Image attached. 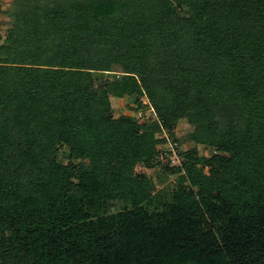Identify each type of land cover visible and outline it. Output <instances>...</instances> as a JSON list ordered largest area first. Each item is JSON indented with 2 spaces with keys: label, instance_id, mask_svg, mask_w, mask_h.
Returning <instances> with one entry per match:
<instances>
[{
  "label": "trees",
  "instance_id": "obj_1",
  "mask_svg": "<svg viewBox=\"0 0 264 264\" xmlns=\"http://www.w3.org/2000/svg\"><path fill=\"white\" fill-rule=\"evenodd\" d=\"M11 4L0 264H264V0Z\"/></svg>",
  "mask_w": 264,
  "mask_h": 264
},
{
  "label": "rangeland",
  "instance_id": "obj_2",
  "mask_svg": "<svg viewBox=\"0 0 264 264\" xmlns=\"http://www.w3.org/2000/svg\"><path fill=\"white\" fill-rule=\"evenodd\" d=\"M11 3H12V0H2V5H3L4 10H8L9 8H11V5H12ZM9 20H10L9 17L5 13L1 15V23H0L1 33L0 34H2L3 36L5 35L6 29L8 28ZM136 105L137 104L134 102L133 98L129 95L124 97L123 99L113 100V107H114V112L116 116L130 113L136 117V112H137L135 109L137 107ZM191 130H192V127L188 124L186 120H181L178 123L177 128H176L177 135L179 137L186 136ZM185 145H186L185 146L186 149L193 147V143H188ZM198 150L202 156H206L209 154L207 151H204L203 145H199ZM176 160H178V158H176ZM137 170L139 172L145 171L147 174H149L154 179V181L157 183L158 188L171 189L174 187L176 183L175 182L176 176L173 174L167 175L166 180L163 183H161L159 181L160 172L158 171V169L149 170V169H145L142 166H139Z\"/></svg>",
  "mask_w": 264,
  "mask_h": 264
},
{
  "label": "built area",
  "instance_id": "obj_3",
  "mask_svg": "<svg viewBox=\"0 0 264 264\" xmlns=\"http://www.w3.org/2000/svg\"><path fill=\"white\" fill-rule=\"evenodd\" d=\"M0 31H1V26H0ZM0 35L2 36V34H0ZM142 101H143V105L145 107L142 108V109H140V110H138L136 112V118L138 120H142L143 121V120L148 119L151 116V114L153 112V109H152L151 106H148L149 101H148L147 98H143ZM171 147H172V152H173L172 153V164L173 165L174 164H178L180 162L181 158H182V156L179 154V148H180V146H179L178 143H174V144H172ZM204 151H207V149H205V147H204ZM176 158H178V160H176Z\"/></svg>",
  "mask_w": 264,
  "mask_h": 264
}]
</instances>
